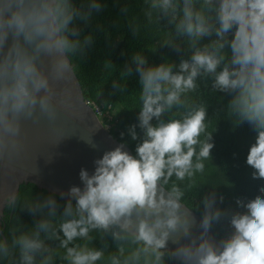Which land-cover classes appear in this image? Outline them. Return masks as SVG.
I'll list each match as a JSON object with an SVG mask.
<instances>
[{
	"label": "clouds",
	"instance_id": "clouds-1",
	"mask_svg": "<svg viewBox=\"0 0 264 264\" xmlns=\"http://www.w3.org/2000/svg\"><path fill=\"white\" fill-rule=\"evenodd\" d=\"M144 4L146 21L169 26L164 43L179 48L182 41L189 55L178 64L132 56L141 132L136 124L127 132L138 141L135 155L125 143L104 152L91 174L80 170L83 187L71 186L63 204L54 194L27 201L35 223L0 234V264H264V188L254 200L237 199L245 211L230 214L229 236L216 242L207 235L229 213L219 207L224 196L215 185L196 200L213 176L214 142L208 105L194 98L199 80L210 79L214 93L233 94L226 114L254 129L246 164L253 180L264 181V0ZM100 8V0H87V7L77 0H0V154L18 149L22 119L54 116L58 85L71 79L74 61L93 42L80 22ZM220 182L229 183L222 176ZM18 199L10 192L6 203L15 207ZM201 206L196 235L191 211Z\"/></svg>",
	"mask_w": 264,
	"mask_h": 264
},
{
	"label": "trees",
	"instance_id": "trees-1",
	"mask_svg": "<svg viewBox=\"0 0 264 264\" xmlns=\"http://www.w3.org/2000/svg\"><path fill=\"white\" fill-rule=\"evenodd\" d=\"M77 3L87 7V0H77ZM101 8L93 10L92 16L85 25L80 22L82 34H91L93 42L88 47L86 55L80 61H74V71L82 87L85 99L90 104H96L109 112L112 118H101L104 125L110 126V134L118 142L128 145L135 155L137 140H132L127 128L137 125V132H141L138 124L139 75L135 71L132 56L139 53L149 64L172 62L178 64L182 58H188L186 45L177 41L179 48L164 43L169 26L164 21H146L143 10L144 0H100ZM131 68L132 74L127 70ZM199 90L194 98L203 100L208 105L209 131H212L214 147L211 150V165L213 176L209 182L199 187L196 200L215 185L218 196L222 194L224 200L219 207L227 210L229 215L223 216L212 224L215 236L222 240L230 235L232 227L229 223L232 212L245 211L236 203L237 199L254 200L261 195L264 181L252 179L253 169L246 164V156L250 145L255 142L256 133L248 122L235 125L226 114V106L232 93H214L211 81L199 80ZM167 118V117H165ZM121 133H124L121 136ZM221 176L228 184L220 182ZM49 193L36 186L22 185L19 199L15 207L5 209L3 233L11 226L21 223L30 227L35 218L24 205L27 201L40 200ZM55 195V194H54ZM63 204L64 199L55 195ZM202 216L203 207L193 208ZM110 247H114L111 237H106ZM95 246H101L99 241Z\"/></svg>",
	"mask_w": 264,
	"mask_h": 264
},
{
	"label": "water",
	"instance_id": "water-1",
	"mask_svg": "<svg viewBox=\"0 0 264 264\" xmlns=\"http://www.w3.org/2000/svg\"><path fill=\"white\" fill-rule=\"evenodd\" d=\"M53 103L57 107L53 117L22 119L18 149L0 154V234L6 227L3 219L10 192L19 194L22 185L31 184L67 201L71 186L83 187L80 170L87 169L91 174L95 160L121 144L86 101L75 71L68 82L58 85ZM125 150L133 154L126 144ZM191 214L195 220L193 233L198 235L202 216L193 209ZM207 235L220 241L212 228ZM169 247L175 245L170 243Z\"/></svg>",
	"mask_w": 264,
	"mask_h": 264
},
{
	"label": "built area",
	"instance_id": "built-area-1",
	"mask_svg": "<svg viewBox=\"0 0 264 264\" xmlns=\"http://www.w3.org/2000/svg\"><path fill=\"white\" fill-rule=\"evenodd\" d=\"M92 107H93L95 113L97 114V116L99 117V119H101V118L104 119L105 117H107L108 119L112 118L108 111L104 112L103 109L101 107H99L98 105L92 104ZM104 127L110 131L109 125L106 124V125H104Z\"/></svg>",
	"mask_w": 264,
	"mask_h": 264
},
{
	"label": "rangeland",
	"instance_id": "rangeland-1",
	"mask_svg": "<svg viewBox=\"0 0 264 264\" xmlns=\"http://www.w3.org/2000/svg\"><path fill=\"white\" fill-rule=\"evenodd\" d=\"M107 129V128H106Z\"/></svg>",
	"mask_w": 264,
	"mask_h": 264
}]
</instances>
